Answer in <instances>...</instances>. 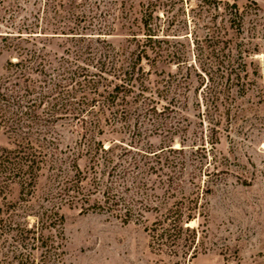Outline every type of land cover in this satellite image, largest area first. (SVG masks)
Segmentation results:
<instances>
[{
	"label": "trees",
	"instance_id": "16d2710c",
	"mask_svg": "<svg viewBox=\"0 0 264 264\" xmlns=\"http://www.w3.org/2000/svg\"><path fill=\"white\" fill-rule=\"evenodd\" d=\"M112 1L108 6L94 3L97 12L88 7L90 15L76 10L75 4L59 2L52 14L38 15L36 23L19 28L30 30L28 35L65 36L71 43L62 51L66 55L58 58H48L35 46L24 59L8 60V73L0 77V130L9 135L13 147H0V264H62L63 205L78 207L80 212H110L123 222L154 213L145 228L155 253L167 257L154 264H187L200 248L198 234L203 225L189 223L204 216L203 206L185 195V163L170 157L183 152L184 147L170 143L185 127L179 119L175 125L167 119L187 103L192 73L201 91L207 89L215 101L222 95L229 98L231 85L240 95L245 92L252 63L248 59L259 50L252 38L240 37L247 6L241 9L235 1L198 0L213 12L201 33L197 28L189 35L193 37L188 52L185 43L176 40L178 34L154 22L160 17L153 15L149 5L138 3L141 9L136 10L132 5L127 8L126 0ZM116 4L121 5L117 10L125 22L120 26L128 31L119 40L109 39L116 36L112 32L117 23L109 19H118ZM135 13L139 17L130 18ZM257 24L251 29L256 30ZM134 26L141 33H134ZM36 28L50 32L37 34L32 31ZM172 65L174 72L165 70ZM26 70L42 79L31 82ZM48 70H56L49 81ZM13 74L22 81H10ZM153 74L159 77L155 89L150 85ZM65 117L77 135L74 144L86 147L60 158L55 128ZM141 117L152 121L146 131L149 136H164L160 148L138 149L142 161L134 157L127 163L119 161L128 151L105 147L95 137L104 125L117 132L119 123L132 138L139 137L142 133L137 124L131 125V119L137 123ZM83 155L86 163L80 166L78 158ZM187 176L192 178L194 173ZM42 177L46 180L43 187L39 186ZM126 193L134 197L126 198Z\"/></svg>",
	"mask_w": 264,
	"mask_h": 264
},
{
	"label": "rangeland",
	"instance_id": "374dc122",
	"mask_svg": "<svg viewBox=\"0 0 264 264\" xmlns=\"http://www.w3.org/2000/svg\"><path fill=\"white\" fill-rule=\"evenodd\" d=\"M220 1H235L241 9L247 6L245 10L248 14L240 37L252 38L249 40L258 44L259 50L248 59L252 63L248 66L246 89L242 95L237 87L231 85L228 88L229 98L222 95L215 101L206 93L207 89L201 91L198 77L192 73L187 103L176 114L170 113L167 119L174 125L179 119V125L185 127L170 143L173 147H184V150L170 157L179 164L182 161L185 163V195L195 197L204 210L203 217L189 223L194 227L198 223L203 226L198 234L200 248L187 264H264V0ZM59 2L65 6L75 4L76 10L87 12L89 7L97 12L94 8L97 2L99 6H108L113 1L0 0V77L8 73V60L24 59L25 53L35 46L42 48L48 58L66 55L62 51L71 43L70 38L28 35L26 32L30 30H19L23 23H36L40 16L52 14L53 5ZM141 2L145 7L149 5V10H154V16L159 14V20L154 18V22L159 23L161 29L179 35L176 40L184 42L188 52H191L189 39L193 37L189 35L197 28L201 33L202 25L213 12L198 0H126V6L132 5L138 10L141 9L138 6ZM120 8L121 5L116 4L115 17L118 19L109 18L117 23L116 30L112 32L116 36L109 39L119 40L128 33L120 26L125 23L120 19L117 10ZM87 14L90 15V12ZM131 15L130 18L139 17V13ZM217 20L221 22L219 17ZM255 22L258 23L256 30H252ZM136 27L134 33H141ZM32 31L37 34L50 32L38 28ZM188 59L191 61L192 57L188 56ZM164 68L166 71L176 70L174 65ZM56 70H48L47 81L56 76ZM13 75L9 79L13 83L22 81L21 77ZM26 75L33 83L42 79L37 72L26 70ZM158 78L154 74L151 77L150 85L154 89ZM40 85L44 86L42 83ZM161 103H164L163 100ZM151 122L142 117L137 123L131 119V125L137 124L142 133L139 137L132 138L131 132L122 130L120 124L123 123L117 124V132H110V127L104 125L102 132L95 137L102 140L105 147H116L117 152L126 149L127 155L119 161L127 163L132 157L142 161V157L137 155L138 149H158L164 140L163 135L152 133L149 136L146 133ZM70 123L69 117L56 123L60 158L73 154L77 147H86L74 144L77 135L72 133L75 130ZM130 129L133 130L132 127ZM8 136L4 130H0V147L13 148ZM182 139L184 141L180 144ZM149 144L152 147H148ZM86 158L84 155L78 158L80 166L86 163ZM42 173L46 174L47 171L43 169ZM189 173H194V176L189 178ZM45 182L42 177L39 186L43 187ZM97 196L100 197L99 194ZM124 196L134 197L131 193ZM61 213L65 217L62 264H154L160 259L167 260L166 256L155 253L152 239L145 228L153 220L152 212L144 213V219L132 218L128 222H123L110 212H80L78 207L68 205H63Z\"/></svg>",
	"mask_w": 264,
	"mask_h": 264
}]
</instances>
